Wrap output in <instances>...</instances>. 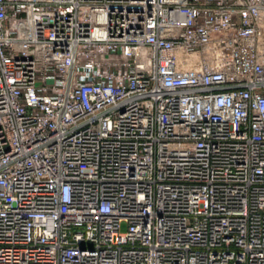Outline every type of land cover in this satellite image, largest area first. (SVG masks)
<instances>
[{
  "label": "built area",
  "instance_id": "2783aa9c",
  "mask_svg": "<svg viewBox=\"0 0 264 264\" xmlns=\"http://www.w3.org/2000/svg\"><path fill=\"white\" fill-rule=\"evenodd\" d=\"M0 264H264V0H0Z\"/></svg>",
  "mask_w": 264,
  "mask_h": 264
},
{
  "label": "rangeland",
  "instance_id": "374dc122",
  "mask_svg": "<svg viewBox=\"0 0 264 264\" xmlns=\"http://www.w3.org/2000/svg\"><path fill=\"white\" fill-rule=\"evenodd\" d=\"M121 230H122V232H126V231H127V226H126V224H123Z\"/></svg>",
  "mask_w": 264,
  "mask_h": 264
},
{
  "label": "bare ground",
  "instance_id": "6f19581e",
  "mask_svg": "<svg viewBox=\"0 0 264 264\" xmlns=\"http://www.w3.org/2000/svg\"><path fill=\"white\" fill-rule=\"evenodd\" d=\"M193 68H196L195 66H193Z\"/></svg>",
  "mask_w": 264,
  "mask_h": 264
}]
</instances>
